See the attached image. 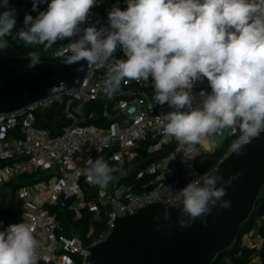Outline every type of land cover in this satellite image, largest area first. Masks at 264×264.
<instances>
[{"label":"clouds","instance_id":"clouds-1","mask_svg":"<svg viewBox=\"0 0 264 264\" xmlns=\"http://www.w3.org/2000/svg\"><path fill=\"white\" fill-rule=\"evenodd\" d=\"M99 0H33V17L25 14L17 27L16 9L0 0V49L9 47L5 37L20 45L43 46L68 41L65 65L86 61L87 66L107 65L104 90L118 92L122 82L147 86L153 98L172 110L157 116L164 135L192 147L210 134L238 128L231 151L264 133V0H126L113 5L107 24L97 28L91 10ZM88 25V26H84ZM124 58L116 59L117 47ZM37 52L29 53V68L40 64ZM81 65L77 71H83ZM207 80L211 91L193 93L197 82ZM87 182L106 188L115 168L103 157L85 161ZM243 173L218 174V168L199 175L178 192L182 199L178 223L190 227L197 219L206 225L213 209L231 207L228 195L233 181ZM219 185V186H218ZM163 218H170L165 207ZM155 219H159L156 217ZM2 225V221H0ZM28 223L10 224L0 231V264H39V242Z\"/></svg>","mask_w":264,"mask_h":264},{"label":"built area","instance_id":"built-area-1","mask_svg":"<svg viewBox=\"0 0 264 264\" xmlns=\"http://www.w3.org/2000/svg\"><path fill=\"white\" fill-rule=\"evenodd\" d=\"M113 5L122 10L127 7L126 0H99L91 10V21L98 29L106 26ZM68 43L50 55L66 54ZM114 55L124 58L119 46ZM107 70V65L87 66L79 88L0 113V231L18 224L17 219L8 217L3 203L12 196L11 180L29 176L24 183L14 181V197L21 205L19 223L34 228L39 264H90V247L108 237L118 217L151 203H181L179 193L174 191L214 169L199 170L197 159L220 152L217 163L222 161L240 134L238 128L224 129L192 147L183 145L164 135L157 122V116L172 109L153 98L151 77L147 86L122 82L120 90L109 95L103 87ZM201 89L211 91L206 79L196 83L193 93ZM96 99L103 101L101 116L88 111V105ZM55 101L62 103L61 113L67 122L52 134L38 123L37 111ZM104 153H108L107 162L116 171L115 179L100 188L87 182L84 161ZM147 158L152 160L135 172L133 182H127L135 163ZM86 213L91 214L92 221L83 239L74 222ZM261 223L242 234L240 249L262 247ZM94 231L97 233L93 235ZM253 262L261 263L259 254Z\"/></svg>","mask_w":264,"mask_h":264},{"label":"water","instance_id":"water-1","mask_svg":"<svg viewBox=\"0 0 264 264\" xmlns=\"http://www.w3.org/2000/svg\"><path fill=\"white\" fill-rule=\"evenodd\" d=\"M66 54L40 55L42 62L29 68V56L0 52V113L79 88L87 62L65 65L62 58ZM81 65L83 71H77ZM217 168L224 179L243 173L227 188L224 199L231 201L230 208L220 210L219 215L213 209L206 225L197 219L190 227H182L178 223L182 202L148 204L117 218L108 237L90 247V264H214L235 243L264 187V133L244 146L241 155L231 151L213 170ZM165 207L168 220L163 218Z\"/></svg>","mask_w":264,"mask_h":264},{"label":"trees","instance_id":"trees-1","mask_svg":"<svg viewBox=\"0 0 264 264\" xmlns=\"http://www.w3.org/2000/svg\"><path fill=\"white\" fill-rule=\"evenodd\" d=\"M32 2L33 0H10L11 6L16 9V21H17V27H21L23 25V19L25 14H30L33 17H35L38 14V11L46 10L47 3H41L38 5V10L33 11L32 8ZM50 2V0H48ZM15 30L13 32L12 36L5 37V39L9 42V47L6 49H0L1 53H5L12 56H29L30 52H37L39 55H50L55 51L61 44H63L66 41L59 42L51 49L45 50L43 46H25V45H18L14 40ZM62 103L55 101L53 103L46 104L42 109L37 111V119L40 126L45 127L50 130L52 134L58 133L62 127L66 124V120L63 117L61 111H62ZM103 101L101 99L94 100L91 104L88 105V111H95L96 115L101 116L103 114ZM108 153L101 154L99 157H103L107 161ZM220 155V152H217L213 155L209 156H202L197 159V165L199 170L201 171H209L213 167L216 166L218 157ZM141 160V159H140ZM138 160L135 165L133 166L134 171L132 172L131 176L129 178H126L125 180L129 183L133 182V177L136 171H138L143 164L149 162L152 160V158H147L146 161H140ZM109 164V163H108ZM129 169H132V166L128 167ZM29 178V176H18L17 178H13L11 180V186H12V196L9 198V200L6 202H3L4 205L7 206L8 209V217L17 219V223L19 224L20 216H21V205L18 201L15 200L14 197V188L16 187V183L14 181H17L19 183L26 182L25 179ZM31 179V178H30ZM264 215V190L261 191L259 194L253 213L251 216L243 223L241 226L240 232L238 234V237L235 241V243L230 247L229 249H226L222 251L217 256V261L214 264H257L253 262V257L256 254H259L261 257V263L264 264V223H261L259 225V230L263 239V244L260 249L257 248H239V240L245 232L249 231L254 227L255 219L257 216ZM91 214L86 213L84 217L74 222V225L76 226V232L79 234L83 239H86V234L89 229V226L91 225ZM97 231H94L92 234H96ZM226 259V260H225Z\"/></svg>","mask_w":264,"mask_h":264},{"label":"crops","instance_id":"crops-1","mask_svg":"<svg viewBox=\"0 0 264 264\" xmlns=\"http://www.w3.org/2000/svg\"><path fill=\"white\" fill-rule=\"evenodd\" d=\"M258 219V220H257ZM256 219V222H257V225L260 223V222H264V216H260ZM256 225V226H257Z\"/></svg>","mask_w":264,"mask_h":264},{"label":"rangeland","instance_id":"rangeland-1","mask_svg":"<svg viewBox=\"0 0 264 264\" xmlns=\"http://www.w3.org/2000/svg\"><path fill=\"white\" fill-rule=\"evenodd\" d=\"M262 190H264V187H263V189ZM264 216V215H263ZM258 217H260V216H257L256 217V219L258 218ZM256 219H255V224H254V227H256V225H257V222H256ZM258 220V219H257ZM226 260V259H225Z\"/></svg>","mask_w":264,"mask_h":264}]
</instances>
